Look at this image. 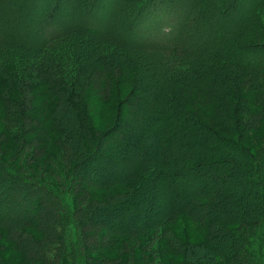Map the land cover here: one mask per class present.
Listing matches in <instances>:
<instances>
[{
	"label": "trees",
	"instance_id": "16d2710c",
	"mask_svg": "<svg viewBox=\"0 0 264 264\" xmlns=\"http://www.w3.org/2000/svg\"><path fill=\"white\" fill-rule=\"evenodd\" d=\"M127 1L137 10L129 39L115 42L71 29L60 37L69 43L61 66L41 58L35 47L26 66L12 63L10 69L4 58L22 57L27 47L11 38L0 40V172L24 194H47L56 217L48 227L34 218L42 213L39 195L31 215L25 208L4 211L0 252L26 264H217L219 259L263 264L257 250L264 249V208L253 215L246 207L237 218L216 223L218 202L205 185L217 179L210 171L225 164L228 171L217 187L231 178L228 185H257L264 196V146L256 154L245 146L248 134L264 126V0H204L199 10L187 0ZM198 29L204 30L203 38L191 44L188 32ZM120 64L134 70L123 96ZM154 65L162 69L152 72ZM116 68L120 71L111 80ZM83 82L87 87L79 86ZM89 86L88 95L77 93ZM94 98L104 107L101 118L111 119L105 128L96 127L95 112H90ZM219 145L232 148L233 157L214 156ZM52 147L55 153L49 154ZM102 149L112 170L77 171ZM41 160L48 176L23 172ZM233 161L238 162L235 170ZM92 191L102 197H90ZM124 197L128 201L118 204ZM136 201L144 209L132 219L108 226L94 220L97 206L111 212L137 206ZM181 217L187 232L183 227V238H174ZM157 228L163 232L162 248L150 246L157 238L147 233ZM224 239L229 240L225 246ZM112 245L122 246L130 260H97L87 252ZM31 246L44 255L35 258Z\"/></svg>",
	"mask_w": 264,
	"mask_h": 264
},
{
	"label": "rangeland",
	"instance_id": "374dc122",
	"mask_svg": "<svg viewBox=\"0 0 264 264\" xmlns=\"http://www.w3.org/2000/svg\"><path fill=\"white\" fill-rule=\"evenodd\" d=\"M189 3V6H193L198 8L199 10V4H203L204 0H187ZM186 1V2H187ZM118 9L117 11L115 9ZM115 10V11H113ZM137 10L129 3L127 0H0V40H8L11 38L12 40H16L18 44L22 43L23 47H27L25 49H22V51L25 53L22 57H17L16 55L12 56H6L4 58L5 64L10 68L14 69V67L11 66L13 63L16 68L20 67L22 64L23 66H26L27 62L25 60L26 57L31 56L32 53H29L32 49H38V51L41 52L39 56L41 58H44L46 60H49V62H60L63 65L66 57L65 55L68 53L69 46L65 40H61L60 37L66 35V32L75 29L82 33L87 32H93L95 37H101V36H107L111 39H113L115 42L124 41L125 38L129 39L127 33H130L132 30V21L131 19L134 16V13H136ZM210 11H214V9H211ZM211 14V12H210ZM161 18H166L164 15H159ZM207 23V22H206ZM193 26H197V23L193 22ZM209 26L208 24L205 25L204 28H207ZM195 28V27H194ZM200 28H203L202 25H200ZM204 32V30L198 29L197 32H192L189 30V35L187 40L189 42H192L200 38L202 40V36L199 35V33ZM202 37V38H201ZM58 39V40H56ZM126 39V40H127ZM10 40V39H9ZM47 45V46H46ZM41 47V48H40ZM44 51V55L42 54ZM36 50H33L32 52L35 53ZM33 53V55H34ZM47 53V54H45ZM48 54L50 57H48ZM36 55V54H35ZM28 60V58H27ZM153 63H161L159 61H152ZM121 68V74L123 75V79L118 83L120 86L119 90L121 93V96L125 95V92L127 91L125 87H130V85L133 83V72L134 70L131 68L126 67L123 64L119 65ZM156 67L152 72H154L156 69H162L161 65H154ZM60 68V67H58ZM118 68V66H117ZM114 69L111 71L110 79L112 80V77L116 75V72L119 70ZM141 68V67H140ZM127 69L130 72H127ZM120 71V70H119ZM142 68L137 69V72L142 73ZM118 75V76H119ZM152 75V74H150ZM154 75V74H153ZM116 78V77H115ZM120 76L117 78L120 80ZM130 78V81L128 80ZM154 78H152L153 80ZM155 81V80H154ZM125 82V83H124ZM160 82V80H159ZM87 87L86 82L80 83L79 86ZM43 86H48L47 81L43 84ZM50 86V84H49ZM79 87H77L78 89ZM90 89L93 88L89 86L86 91L83 89H80L77 93L79 95H88L90 92ZM125 89V91H123ZM97 96V93L94 92ZM112 98V97H110ZM36 108L40 107V100L36 99ZM96 99L94 98L92 104H90V112H95L94 119L96 122L97 128H105L108 123L111 122L110 117L106 118L105 120L101 118L100 111L104 108L98 105L96 103ZM114 100L110 99V104L113 105ZM229 109V108H228ZM110 111V110H109ZM66 120H70V114L65 115ZM218 122V121H217ZM223 123H229L233 124L230 121H226ZM142 126V123H141ZM218 126H221V123L218 122ZM223 127V124H222ZM2 128V125L0 123V130ZM141 128V127H140ZM139 128V129H140ZM148 140L146 139V143ZM245 146L250 147L253 151V154H256L257 151L264 146V126H261L260 128H257L256 130L250 132L248 134V138L245 141ZM90 147L86 149L89 151ZM85 152V151H83ZM55 153V149L49 151V154ZM107 149L100 151V156L97 158L96 154L94 155V160L88 161L86 163V168L84 169L85 165L79 166L77 170L78 172L85 171V172H92L95 170L100 171H106L107 169H111L109 165L111 163L107 160ZM60 152H57V159H60L59 155ZM202 154H206V152H202ZM214 156H220V155H231L233 157V149L232 148H226L225 146H220L216 149L215 152H213ZM103 155V156H102ZM12 156V154L10 155ZM13 159H10V163H12ZM176 161V165H180L179 159H172ZM9 161V160H8ZM56 166V164H54ZM233 167V170L235 168H238V162L233 161L231 164ZM48 165H43V160L36 163V165H32L29 167V169H25L23 172L32 173L35 178L39 177V173H43L48 176L49 173ZM226 165H218V167H215L210 171L211 175L216 176V181L220 182L219 178L222 176H225L224 174L227 173ZM38 172V174H37ZM239 173V172H237ZM0 214L4 211H11L16 212L22 211L24 208L26 211L30 214L34 213L36 210V206L38 204L36 195H39L43 197V203L42 205L39 204L42 213H39L38 215H35V219L39 221L40 224L43 226H50L52 223L56 221V217L54 214V211L52 213V207L49 206V197L46 194L44 196V193L41 191L38 193H23L20 189H18L11 180L3 178V174L0 172ZM208 175V174H207ZM2 176V177H1ZM44 176V175H43ZM219 176V177H218ZM202 179V178H201ZM231 178L227 179V184L223 181L221 185L218 184L216 181H212L211 183H208L205 185V187H209V185L212 187L210 189V196L213 197L216 202H218L216 210L219 212L217 213V220L215 222L220 223L221 220H232L238 217V215L242 214L241 212L247 207L251 214L257 215V213L261 212L264 207V196L261 197L257 191L260 189V186L257 185H249L246 188H248V191H246L245 187H242L243 189H237L232 187V185H228V182ZM2 184V185H1ZM192 186L195 187L194 182H191ZM230 184V182H229ZM191 186V187H192ZM204 190V189H203ZM103 192V191H99ZM112 192V191H111ZM203 192V191H202ZM206 191L199 195H206ZM227 193H232V196H228ZM141 194V193H140ZM101 195V194H98ZM92 191V194L90 197L97 198L102 196H97ZM221 196V198H219ZM137 201H141V196L139 194H134L132 196ZM219 198V199H218ZM36 201V203L34 202ZM68 201L71 202L70 197H68ZM127 197L122 198L121 200L117 201L119 203H125L127 202ZM136 201V202H137ZM137 206H129V204H125L126 206H123L121 209L112 210L111 212H106L102 209V206L98 207V213L95 215L96 222H100L104 225L114 224L115 222L122 221L124 219L133 218L137 214L138 208L139 213H143L141 210L144 209V206H139V202H137ZM72 205L74 206L73 202ZM93 205H98L97 203H93ZM129 206V207H128ZM176 207V206H172ZM133 212V216H130L129 214ZM244 212V211H243ZM30 214V215H31ZM151 216V215H148ZM130 219V220H131ZM188 220V219H187ZM139 220H136V223ZM178 224H180L182 221H186L185 217H181L176 220ZM223 221H221L222 223ZM187 232V227L184 226V224H180L177 228V226L173 227V233L174 238L178 236V238H183L182 235H184L183 228ZM70 233V231H69ZM35 233H32L34 235ZM149 236L156 235L154 243H151L150 246H156V244L160 245L162 248L163 242V232H160L159 229H155V231H152L151 233L148 232ZM146 234V235H147ZM137 237V236H136ZM135 237V238H136ZM163 237V238H162ZM195 241H198L199 239H194ZM223 239V238H222ZM226 240V241H224ZM223 240V246H225V243H228V239ZM133 239L128 241V244H131ZM26 242V246H27ZM258 245L256 244V248ZM32 247V246H31ZM22 248V246H21ZM24 248V247H23ZM31 251L33 252L35 258H40L44 253H36V246L31 248ZM88 254L91 256V258L99 259V258H122V259H129V253H126L122 246H114L108 247L104 250L94 252V251H87ZM42 254V255H40ZM257 255L261 258L264 257V249L260 252V250H257ZM120 256V257H119ZM45 260V259H44ZM115 260V259H113ZM130 260V259H129ZM48 261V260H46ZM48 262L51 263V260ZM156 262V261H154ZM152 262V264H157ZM0 264H26L25 262H22L21 260H18L15 255L13 254H2L0 252ZM36 264V263H34ZM217 264H225L224 261L221 259L217 260ZM264 264V263H263Z\"/></svg>",
	"mask_w": 264,
	"mask_h": 264
}]
</instances>
